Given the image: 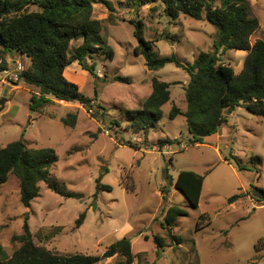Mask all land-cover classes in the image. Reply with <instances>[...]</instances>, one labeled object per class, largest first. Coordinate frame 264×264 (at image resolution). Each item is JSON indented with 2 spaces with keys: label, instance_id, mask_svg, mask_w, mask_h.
<instances>
[{
  "label": "rangeland",
  "instance_id": "rangeland-1",
  "mask_svg": "<svg viewBox=\"0 0 264 264\" xmlns=\"http://www.w3.org/2000/svg\"><path fill=\"white\" fill-rule=\"evenodd\" d=\"M249 3L260 24L251 41L264 40V0ZM93 16L102 20L101 34L113 57L100 52L88 59L95 65L96 76L77 62L72 63L76 68L65 70L84 96L95 99L91 112L78 102L52 97L31 110L30 96L37 88L22 80L3 82L0 72V98H6L0 104V147L22 134L28 147H53L58 160L50 168L51 175L66 190L81 194L61 195L41 181L38 195L25 207L19 181L9 174L0 185V258L19 247L13 237L22 232L27 217L35 244L57 253L95 255V264H124L119 255L101 258L105 248L123 236L131 239L132 264H264V204L246 195L232 204L227 201L251 185L264 187V116L240 107L227 114L230 124L225 136L216 141L212 134L203 143L190 144L184 116L169 117L173 105L186 109L184 86L189 75L173 62L148 70L143 55L135 53L138 41L130 20H142L144 38L154 41L159 55L174 54L190 63L200 51L214 50L215 27L205 18L180 14L173 19L164 12L163 0H95ZM79 42L73 40L70 45L73 48ZM218 55L238 71L246 51L220 47ZM6 57L8 69L17 61L25 68L29 65V58L17 52ZM153 77L169 83L170 100L147 134L127 129L125 110L142 107ZM98 103L105 107L104 119L99 113L91 115ZM70 113L76 114L74 126L61 120ZM113 119L122 127L112 125ZM164 138L173 142L159 146L158 140ZM180 170L204 175L196 207L175 187ZM97 179L111 189L97 190ZM170 205L187 212L171 228L182 237L180 244L167 234L164 214ZM83 211L84 220L76 226ZM155 234L164 238L165 246L156 247ZM256 243L262 244L259 250Z\"/></svg>",
  "mask_w": 264,
  "mask_h": 264
},
{
  "label": "trees",
  "instance_id": "trees-1",
  "mask_svg": "<svg viewBox=\"0 0 264 264\" xmlns=\"http://www.w3.org/2000/svg\"><path fill=\"white\" fill-rule=\"evenodd\" d=\"M95 0H0V72L8 69L7 54L17 52L29 58V65L19 73L18 80L37 88L30 96L29 108L37 110L51 101V97L66 102H78L87 111L94 107V98L84 96L78 85L69 80L64 71L71 63L96 76L95 65L88 59H94L100 52L107 58L113 57V50L105 45L102 32V20L93 16ZM164 12L173 19L180 14L194 19L205 18L216 29L213 51H200L195 60L183 62L174 54L159 55L154 50V41L144 38L143 22L132 19L133 34L138 44L135 53L144 57L148 70H157L168 62L182 67L189 75L184 86L186 109L180 110L173 105L169 117L181 114L185 118L188 142L199 144L208 135L216 133L226 115L236 106H243L248 111L264 116V40L251 41V36L259 27V20L250 9L249 0H163ZM34 6V10H28ZM204 15V16H203ZM167 37V36H166ZM73 40H80L71 47ZM231 48L246 51L241 69L236 72L232 65L220 60L218 50ZM115 79L128 81V78L116 76ZM169 83L156 77L152 78L151 91L139 109H126V128L147 134L161 118L162 106L170 100ZM105 118V107L95 105ZM1 107V106H0ZM102 109V110H101ZM62 122L75 125L76 114L63 117ZM117 129L121 124L111 120ZM23 135V134H22ZM12 140L0 147V185L5 183L9 174L19 181L20 201L30 207L31 201L38 195L39 182H45L55 193L81 197L61 186L51 175L50 168L58 160L53 147H28L22 138ZM169 138L159 139L162 146L172 143ZM125 144L134 145L130 141ZM236 162L237 159L235 158ZM240 168V167H239ZM204 175L192 170H180L175 179V187L183 193L189 204L196 207L199 202ZM110 190L111 186L97 179V190ZM167 189H162L163 197ZM95 195V194H94ZM249 196L257 203H264V187L251 185L248 190L240 191L227 198L233 203L241 196ZM184 208L170 205L164 214L167 234L176 244L182 237L172 232V225L179 216L186 215ZM204 215L200 214L199 218ZM85 211L75 221L82 224ZM25 217L22 232L13 239L20 242L12 254L2 259L0 264H95L98 257L91 254L57 253L37 245ZM199 220L197 221V227ZM153 241L157 248L165 246L164 238L155 234ZM260 249L262 244H255ZM119 255L124 264H132L134 255L131 239L127 236L110 243L101 258Z\"/></svg>",
  "mask_w": 264,
  "mask_h": 264
},
{
  "label": "built area",
  "instance_id": "built-area-1",
  "mask_svg": "<svg viewBox=\"0 0 264 264\" xmlns=\"http://www.w3.org/2000/svg\"><path fill=\"white\" fill-rule=\"evenodd\" d=\"M25 69L24 64L21 61H17L13 68L2 71V81L10 83V81H16L19 78V73Z\"/></svg>",
  "mask_w": 264,
  "mask_h": 264
},
{
  "label": "crops",
  "instance_id": "crops-1",
  "mask_svg": "<svg viewBox=\"0 0 264 264\" xmlns=\"http://www.w3.org/2000/svg\"><path fill=\"white\" fill-rule=\"evenodd\" d=\"M29 63H30V61H29ZM72 64V63H71ZM69 65L68 67H66V69H68V68H76L75 67V65L76 64H72V65ZM65 69V70H66ZM84 70V69H83ZM240 70V69H239ZM238 70V71H239ZM86 71V70H85ZM238 71H236V72H238ZM88 72V71H87ZM64 74H65V71H64ZM66 76V75H65ZM67 77V76H66ZM68 78V77H67ZM69 79V78H68ZM70 80V79H69ZM51 100H53L52 98H51ZM61 101H63V100H61ZM66 102V101H65ZM240 107H243V106H236L235 107V109L232 111V112H235L236 110H238ZM230 114V113H229ZM228 114V115H229ZM228 115H226L227 117H226V122L225 123H223L222 125H221V127L219 128V130H218V132H216V133H213V134H216V137H215V140L217 141V140H219V138L223 135V136H225L226 135V133L228 132V130H227V125H229L230 123H229V120H228ZM226 127V128H225ZM212 135V134H211ZM251 201H253V202H255L253 199H251L249 196H247ZM235 202V201H234ZM230 204H232V203H230ZM260 205H263L264 203H259Z\"/></svg>",
  "mask_w": 264,
  "mask_h": 264
},
{
  "label": "water",
  "instance_id": "water-1",
  "mask_svg": "<svg viewBox=\"0 0 264 264\" xmlns=\"http://www.w3.org/2000/svg\"><path fill=\"white\" fill-rule=\"evenodd\" d=\"M0 16H1V12H0ZM5 100H6L5 97L0 98V104L3 103Z\"/></svg>",
  "mask_w": 264,
  "mask_h": 264
}]
</instances>
